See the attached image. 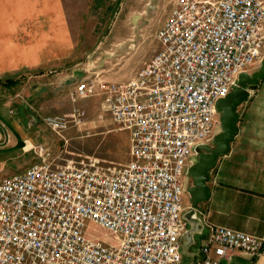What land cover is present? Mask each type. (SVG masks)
Listing matches in <instances>:
<instances>
[{"label":"built area","instance_id":"1","mask_svg":"<svg viewBox=\"0 0 264 264\" xmlns=\"http://www.w3.org/2000/svg\"><path fill=\"white\" fill-rule=\"evenodd\" d=\"M157 38L161 49L127 81L83 80L71 100L100 92L130 133L122 167L51 158L0 180V264H182L185 177L200 145L222 131L219 100L264 58V0H176ZM85 112L44 119L53 130ZM105 230L115 242L94 235ZM201 264L253 257L264 237L206 223Z\"/></svg>","mask_w":264,"mask_h":264},{"label":"crops","instance_id":"2","mask_svg":"<svg viewBox=\"0 0 264 264\" xmlns=\"http://www.w3.org/2000/svg\"><path fill=\"white\" fill-rule=\"evenodd\" d=\"M118 1L0 0V167L9 170L7 176L25 168L18 158L37 145L39 123L73 113L69 92L76 88L74 79L105 81L102 71L90 69L86 60L91 57L97 10ZM48 65L66 66L58 72ZM7 79L16 82L3 86ZM83 100L75 103L88 115L101 110L99 101L92 108ZM240 107L238 134L229 153L209 172L211 196L199 203L197 213L204 227L211 223L264 237V81ZM34 127L37 132L29 130ZM186 179L188 173L185 186ZM187 194L186 212L193 203ZM191 229L187 222L181 237L182 264H201L207 230L189 235ZM226 264H264V250L256 257L234 251Z\"/></svg>","mask_w":264,"mask_h":264},{"label":"rangeland","instance_id":"3","mask_svg":"<svg viewBox=\"0 0 264 264\" xmlns=\"http://www.w3.org/2000/svg\"><path fill=\"white\" fill-rule=\"evenodd\" d=\"M175 3L176 0H120L109 8L97 10L95 19L98 25H95L93 37H90L93 46L88 49L91 52V57L86 60L89 62L88 67L102 71L104 82H121L133 78L161 49L157 34L171 14ZM86 34L84 33V36ZM65 66L48 65V68L61 72L65 70ZM260 66L254 64L249 67V71H257ZM73 82L74 85L78 84L81 79L76 78ZM74 90L75 87L69 92L70 100ZM62 94L66 95V92ZM83 101L92 108L98 101L101 105V110L96 114L91 112L88 115L78 103L71 100L74 104L72 112L75 108L82 109L85 112L82 122L87 120L89 123H68L66 129L58 131L53 130L48 123H39L41 128L38 131H41V134L34 138V144L43 145L51 158L60 164L67 161L95 162L104 168L122 167L130 160V133L121 129L112 120L111 114L106 112L104 96L100 92ZM4 129L9 130L8 127ZM29 130L37 132L36 127ZM21 145L26 146L24 142ZM18 160V165L25 164V168L14 170V174L26 170L37 161L33 150H27ZM197 162L198 155H195L192 166ZM8 172L9 170L0 167V178L7 176ZM191 181L188 176L186 191L192 185ZM93 231L94 235L102 240L115 242L105 230L93 227Z\"/></svg>","mask_w":264,"mask_h":264},{"label":"water","instance_id":"4","mask_svg":"<svg viewBox=\"0 0 264 264\" xmlns=\"http://www.w3.org/2000/svg\"><path fill=\"white\" fill-rule=\"evenodd\" d=\"M263 81L264 58L257 71L252 74L242 73L239 76L238 85L217 103V110L221 113L222 131L215 136L211 144L198 147V162L188 169V176L192 179V185L187 192L193 203L191 210L184 214V219L192 226L189 235L201 233L204 230V223L198 216L197 207L200 202L207 201L211 196V189L207 184L209 172L216 167L220 156L229 153L231 144L239 131L240 114L238 109Z\"/></svg>","mask_w":264,"mask_h":264},{"label":"trees","instance_id":"5","mask_svg":"<svg viewBox=\"0 0 264 264\" xmlns=\"http://www.w3.org/2000/svg\"><path fill=\"white\" fill-rule=\"evenodd\" d=\"M15 82L16 81L14 79H7L5 81H2L1 84L3 86H8L9 87V86L13 85Z\"/></svg>","mask_w":264,"mask_h":264}]
</instances>
